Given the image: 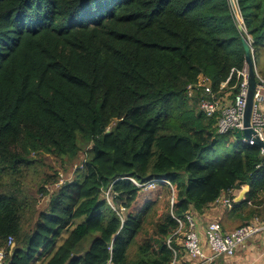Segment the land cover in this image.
I'll use <instances>...</instances> for the list:
<instances>
[{"label": "trees", "instance_id": "trees-1", "mask_svg": "<svg viewBox=\"0 0 264 264\" xmlns=\"http://www.w3.org/2000/svg\"><path fill=\"white\" fill-rule=\"evenodd\" d=\"M235 3L245 33L229 0H0L3 264L183 261L176 218L234 189L235 228L264 215V151L219 134L187 93L199 75L235 82L242 37L264 77V0ZM48 154L82 167L58 183Z\"/></svg>", "mask_w": 264, "mask_h": 264}, {"label": "built area", "instance_id": "built-area-1", "mask_svg": "<svg viewBox=\"0 0 264 264\" xmlns=\"http://www.w3.org/2000/svg\"><path fill=\"white\" fill-rule=\"evenodd\" d=\"M236 18L243 24L242 18H238L237 15ZM243 31L246 32L244 24ZM247 39L250 40L249 37ZM251 60L256 84L252 99L250 127L264 141V77L256 68L253 57ZM233 72L232 68L226 80L221 82L216 89L212 88L210 79L206 75H199L196 83L187 86L189 96L194 91L200 93L198 107L202 114L208 117L217 115V132L219 134L233 131L234 128L243 129V114L248 92L249 69L247 63L245 62L244 66L236 71L235 82L229 84ZM242 141L249 145L254 144L251 139H242ZM158 181L166 182L164 179H152L147 185ZM233 201L232 197L222 194L216 198L213 204L230 210L233 207ZM184 218L187 226L183 229V222L177 218L176 221L179 223L178 231L182 233L181 243L187 260L185 264H219L218 259L227 261L232 258L253 236L259 233L264 235V215L262 217L254 215L249 222L229 232H224L220 224L214 220L207 222L203 231H200L193 212L186 213ZM11 242L12 237L9 236L7 244H11ZM3 257L4 252L1 249L0 264H3ZM171 264L182 263L178 259H174Z\"/></svg>", "mask_w": 264, "mask_h": 264}, {"label": "rangeland", "instance_id": "rangeland-1", "mask_svg": "<svg viewBox=\"0 0 264 264\" xmlns=\"http://www.w3.org/2000/svg\"><path fill=\"white\" fill-rule=\"evenodd\" d=\"M237 15H238V13H237ZM234 140H235L234 137L230 138L231 142ZM231 150H232V147H230L229 145L227 147H223V146L218 147V148L215 147L213 150H209V151L203 153L201 156V160H204L206 158H211L212 156H214L215 154H218V153H224L226 151L231 152ZM40 159H43V164L46 165L47 170H49L46 172H50V171L56 172L57 177H58V180H57L58 183H63L64 181L72 180L73 177L75 176V174L77 173L76 169H81L83 156L79 155L74 160H63V162H61L59 159L53 158L49 154L44 156L43 158H40ZM37 184H39V183H37ZM151 185H153V183ZM147 187H149V186H144V189L142 190L143 194H144V192L150 193V192H148ZM150 187H151L150 189H152V186H150ZM52 188H53V186L46 185L47 191H51ZM35 189H36V185L33 186V188L31 189V192L34 195H36V197H37V200H36L37 208L43 209L47 205L48 195L41 196L36 192ZM240 190L234 189L231 192V194L236 195V192L239 193ZM145 195L142 196V199H144ZM142 201L143 200H141V198H140L139 203H141ZM228 210L229 209L222 208L221 209L222 216L220 219L217 218V220L219 221L220 224L222 223L225 225V223L226 224L229 223L234 228L237 225H239V223L241 221H239L235 218H232L230 216L231 215L230 214L231 209L229 211ZM193 213H195V212H193ZM217 214H219V212ZM261 234H263V233H259L258 235H255L251 239H249L245 243V246L243 248L239 249L232 258L228 259L227 261H221L219 263L220 264H264V235H261ZM66 235H67L66 232L64 234H62V236L59 238V240L57 241L55 246H58L62 242V240L66 237ZM87 245H88V243H84L82 246V250L87 248ZM41 260L40 259L36 260L35 264H40Z\"/></svg>", "mask_w": 264, "mask_h": 264}, {"label": "water", "instance_id": "water-1", "mask_svg": "<svg viewBox=\"0 0 264 264\" xmlns=\"http://www.w3.org/2000/svg\"><path fill=\"white\" fill-rule=\"evenodd\" d=\"M231 9L234 12H236V6L234 3V0H230ZM235 25L237 30L240 33L242 32V24L239 21H235ZM242 44L244 49V59L245 62L248 65L249 73H248V92H247V98H246V104L244 108V114H243V129L234 128L233 133L236 139L242 140H253L254 144L258 145L262 149H264V141L258 137V135L255 133V131L250 127V116L252 111V99H253V92L254 87L256 84L254 71L252 67V61H251V53H250V47L247 39L245 37H242ZM108 131H106L107 133ZM247 191L246 188H242L238 195L234 198V202H238L241 199H243L245 192ZM105 264V263H103Z\"/></svg>", "mask_w": 264, "mask_h": 264}, {"label": "crops", "instance_id": "crops-1", "mask_svg": "<svg viewBox=\"0 0 264 264\" xmlns=\"http://www.w3.org/2000/svg\"><path fill=\"white\" fill-rule=\"evenodd\" d=\"M246 188V187H245ZM247 189V188H246ZM235 194V193H234ZM237 194H238V192H236V195H233L234 196V198L237 196ZM222 206H220V205H217V204H212L210 207H209V209H207L202 215H198V214H195V216H196V221L198 222V227H199V230L200 231H203V227L205 226V224L207 223V222H209V221H211V220H214V221H217L218 223H219V221L217 220V218H221V216H222V212H221V209L222 208H224V207H222ZM220 209V210H219ZM229 211V210H228ZM219 212V214H217ZM217 215V216H216ZM220 224V223H219ZM220 226H221V228H222V230L224 231V232H229V231H231V230H233L234 228L228 223V224H226L225 223V225L224 224H220ZM261 235H263V234H261ZM218 262H221V261H224V260H222V259H218L217 260ZM179 262H181L182 264H185V263H187V260H186V255H184V257H183V261H180L179 260ZM220 264V263H219Z\"/></svg>", "mask_w": 264, "mask_h": 264}, {"label": "clouds", "instance_id": "clouds-1", "mask_svg": "<svg viewBox=\"0 0 264 264\" xmlns=\"http://www.w3.org/2000/svg\"><path fill=\"white\" fill-rule=\"evenodd\" d=\"M229 2H230V0H229ZM234 3H235V0H234ZM230 6H231V5H230ZM235 6H236V3H235ZM236 12L238 13V15H237V13H236L237 17H238V18H239V17L241 18L240 14H239V11H238V9H237V6H236ZM233 14H234V17H235V21L237 20V21H239V22L242 24V22L236 18L235 12H234ZM242 21H243V19H242ZM243 24H244V23H243ZM243 24H242V32L245 33V32L243 31ZM244 27H245V26H244ZM245 29H246V28H245ZM246 39H247V38H246ZM247 41H248V39H247ZM251 61H252V60H251Z\"/></svg>", "mask_w": 264, "mask_h": 264}]
</instances>
